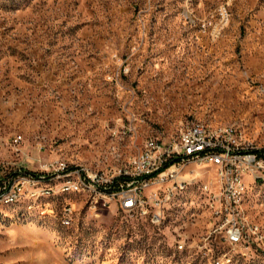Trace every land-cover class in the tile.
<instances>
[{
	"label": "rangeland",
	"instance_id": "rangeland-1",
	"mask_svg": "<svg viewBox=\"0 0 264 264\" xmlns=\"http://www.w3.org/2000/svg\"><path fill=\"white\" fill-rule=\"evenodd\" d=\"M194 119L264 149V0H0V173L118 167ZM62 174L40 183L51 192L0 197V264H214L195 244L216 224L196 184L153 223L115 203L92 210ZM205 177L217 187L215 169ZM244 180L239 212L262 241L227 264H264V178Z\"/></svg>",
	"mask_w": 264,
	"mask_h": 264
},
{
	"label": "built area",
	"instance_id": "built-area-1",
	"mask_svg": "<svg viewBox=\"0 0 264 264\" xmlns=\"http://www.w3.org/2000/svg\"><path fill=\"white\" fill-rule=\"evenodd\" d=\"M206 169L216 170L217 187H210ZM54 172H63L68 185H85L92 210L108 209L115 203L128 212L148 216L153 223L164 217L170 193L184 184H196V191L213 202L216 224L195 244L213 253L210 262L214 264L229 263L227 251L236 246L262 241L244 226L237 196L239 192H247L244 176H251L254 181L264 178V149L242 143L233 124L225 130L207 132V124L195 123L194 119L169 139L148 136L138 154L114 168L94 169L81 163L50 160L40 170L19 168L11 174L0 173V196H33L28 194L29 186H37V193L50 192L40 191V182L49 181L51 188H56L59 180H54ZM95 197H103V204H95ZM69 203L61 211L67 222H71ZM44 206L54 210V205L40 207ZM218 236L225 247L217 249L215 255L213 240Z\"/></svg>",
	"mask_w": 264,
	"mask_h": 264
},
{
	"label": "bare ground",
	"instance_id": "bare-ground-1",
	"mask_svg": "<svg viewBox=\"0 0 264 264\" xmlns=\"http://www.w3.org/2000/svg\"><path fill=\"white\" fill-rule=\"evenodd\" d=\"M195 123H201V122H196V120H195ZM205 124H207V123H205ZM226 128H217V129H211V128H209L208 127V124H207V132H215L216 130H225ZM207 170H212V169H206V175H207ZM63 175V174H62ZM210 179H212V178H210ZM55 180V179H54ZM42 182H49V181H41L40 183H42ZM80 185H78V186H75V185H68L67 184V189H64L65 191H67V190H79V187ZM82 186V185H81ZM30 187V186H29ZM29 187H28V194H29ZM58 187V186H57ZM65 188V187H64ZM184 189H186V184H184V185H182L181 186V190H184ZM179 191V188H178V190L177 191H175V192H172V193H176V192H178ZM51 192V191H50ZM172 193H170V200H169V204H170V201H171V194ZM241 193H246V192H239L238 193V196H237V207H238V197H239V195L241 194ZM62 194V193H61ZM33 196H35V194L33 195ZM1 197V196H0ZM6 197V196H5ZM4 198V197H3ZM14 198V197H13ZM2 199V198H1ZM207 200H209V199H207ZM12 202V201H11ZM14 202V201H13ZM71 202V201H70ZM9 203V202H8ZM54 210H55V205H54ZM53 210V211H54ZM241 216H242V218H243V215L241 214ZM69 220V219H68ZM244 220V219H243ZM60 221V220H59ZM67 225H68V222H67ZM247 229H248V227H246ZM213 229V228H212ZM249 230V229H248ZM253 232H254V234H255V231L253 230ZM183 246H184V244H183ZM227 260L229 261V259H228V257H227Z\"/></svg>",
	"mask_w": 264,
	"mask_h": 264
},
{
	"label": "trees",
	"instance_id": "trees-1",
	"mask_svg": "<svg viewBox=\"0 0 264 264\" xmlns=\"http://www.w3.org/2000/svg\"><path fill=\"white\" fill-rule=\"evenodd\" d=\"M55 176V175H54Z\"/></svg>",
	"mask_w": 264,
	"mask_h": 264
}]
</instances>
